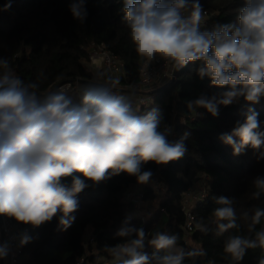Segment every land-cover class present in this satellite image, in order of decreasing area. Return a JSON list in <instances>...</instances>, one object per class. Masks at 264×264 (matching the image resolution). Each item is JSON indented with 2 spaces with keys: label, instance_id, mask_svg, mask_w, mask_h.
Instances as JSON below:
<instances>
[{
  "label": "clouds",
  "instance_id": "obj_1",
  "mask_svg": "<svg viewBox=\"0 0 264 264\" xmlns=\"http://www.w3.org/2000/svg\"><path fill=\"white\" fill-rule=\"evenodd\" d=\"M122 21L137 55L148 62L160 58L181 69L199 61L198 76L220 89L211 96L201 94L187 103L189 112L205 109L219 115L243 97L256 104L264 99V0H244L236 20L202 30L203 9L198 0H122ZM11 7V0L3 10ZM69 10L83 23L85 0H71ZM36 82L25 83L15 76L6 57H0V217L33 228L59 215V228L66 231L75 220L77 194L89 185L125 173L140 184L150 182L153 173L142 171L151 162L167 165L187 152L189 133L169 141L172 129L164 126L161 112L152 108L138 114L130 98L114 91L109 77L103 83L81 86L79 98L64 88L39 94ZM243 122L219 137L241 155L247 148L257 150L264 160V129L259 113L249 108ZM79 173L80 175H74ZM83 177V179L81 178ZM71 177L70 185L63 182ZM252 197L264 195V175L251 179ZM212 211L216 236L228 235L224 253L233 261L243 260L249 249L262 250L258 264H264V208L242 213L248 235L231 234L241 228L234 208L235 198L215 196ZM126 218L116 236L120 243L105 246L112 264H184L198 254L178 245V234L156 231L149 236L143 228L129 226ZM196 229L209 228L197 222ZM31 242L20 236V246ZM154 251L144 252L145 243ZM10 245L0 243V259L8 256Z\"/></svg>",
  "mask_w": 264,
  "mask_h": 264
},
{
  "label": "trees",
  "instance_id": "obj_2",
  "mask_svg": "<svg viewBox=\"0 0 264 264\" xmlns=\"http://www.w3.org/2000/svg\"><path fill=\"white\" fill-rule=\"evenodd\" d=\"M7 2L0 0V57L8 58L13 74L25 83H38L39 94H46L60 82L94 80V73L85 65L93 43L103 45L123 64L118 76L102 73L100 81L110 77L114 84L126 85L141 79L147 60L137 55L129 29L122 21V0H85L87 17L83 23L73 18L69 10L71 0H11V7L3 10ZM198 2L203 10L212 11L217 24H225L236 20L244 0ZM199 66L197 61L177 69L175 76L149 87L156 89L150 94L115 91L144 96L147 101H136L133 107L138 114L158 109L164 118L162 130L165 125L172 129L169 141L189 133L184 141L187 152L181 159L167 165L151 162L143 165L142 171L153 173L152 181L143 187L147 201L145 219L124 194L125 189L137 182L136 177L121 173L97 184L85 181L89 186L77 194L79 207L71 214L75 220L66 231L59 228V213L36 228L15 221L22 234L31 237V242L21 246L19 264H76L85 252L90 253L89 263H94L97 257L111 258L105 246L122 242L115 234L126 218H130L129 226L143 228L149 236L156 231L178 234V245L185 251L203 253L187 257L184 264H258L262 255L259 247L249 249L240 262L224 253L223 241L228 233L215 235L211 214L218 207L215 196L235 198L241 228L231 230V234L248 235L242 213L254 207L264 208V195L259 199L252 197L251 179L264 175V160L257 159L259 152L247 148L243 154L233 155L232 147L219 139L221 134L230 133L237 121L243 122L249 108L259 113L264 129V99L250 104L241 97L230 106H221L216 117L203 108L195 114L189 112V101L201 94L211 96L220 91L210 86L207 77L198 76ZM63 182L70 185L72 178H64ZM204 186L207 189L204 199L190 206L193 229L188 232L184 199L190 188L196 191ZM197 222L207 225L209 232L196 229ZM262 226L264 218L257 230ZM87 230L95 236L92 242L85 241ZM143 251L150 255L154 249L146 242Z\"/></svg>",
  "mask_w": 264,
  "mask_h": 264
},
{
  "label": "built area",
  "instance_id": "obj_3",
  "mask_svg": "<svg viewBox=\"0 0 264 264\" xmlns=\"http://www.w3.org/2000/svg\"><path fill=\"white\" fill-rule=\"evenodd\" d=\"M203 20H202V30H211L212 27L217 24L214 17V14L210 9L203 10ZM90 51V59L89 62L91 66H98V68L105 67L107 73L112 76H118L122 71L123 64L122 62L107 48H105L101 44L93 43L89 47ZM100 60V65L96 62ZM170 61H164L163 59L157 58L152 62H146L143 67L142 77L136 83H130L126 85H117L114 86L126 89H142V86L146 85L151 87L156 83L164 80L169 79L173 76V69H169L171 66ZM174 67V65H173ZM99 80V79H95ZM100 81V80H99ZM84 85L80 81H64L57 83L53 86L48 92L55 91L60 88H64L69 95L73 96L75 99L79 98V92L81 86ZM47 92V93H48ZM130 98L133 104L136 101L141 103H145L147 99L144 96H132L126 95ZM153 179V175L151 177L150 182ZM149 182V183H150ZM157 183V180L155 179ZM147 183V184H149ZM147 184H140L138 182L134 183L130 188L125 189L124 194L125 196L133 202L135 211L137 214L145 219V210L147 208V201L144 196L143 187ZM207 194V189L204 186L201 189H197L196 191L190 188L186 194L184 199V207L187 211L188 220L186 221V228L188 232L193 229V216L191 212V204L192 203H199L201 202ZM0 228L4 237V242L7 241L10 245V251L6 258L0 259V264H19V252L21 249L19 240L20 236L22 235V230L18 227L17 223L5 217H0ZM95 236L90 231L87 230L85 233V241L92 242ZM90 253L85 252L82 256H79L76 260V264H112V258L108 257H97L94 263H89L88 257Z\"/></svg>",
  "mask_w": 264,
  "mask_h": 264
},
{
  "label": "water",
  "instance_id": "obj_4",
  "mask_svg": "<svg viewBox=\"0 0 264 264\" xmlns=\"http://www.w3.org/2000/svg\"><path fill=\"white\" fill-rule=\"evenodd\" d=\"M177 69H175V67L173 68V76L176 75ZM81 83L83 84H87V83H103L102 81L99 80H79ZM119 90H123V91H127V92H131V93H146V94H150L152 92H154L156 89H151V90H138V89H126V88H120L117 86H114V91H119ZM4 242V240H3Z\"/></svg>",
  "mask_w": 264,
  "mask_h": 264
},
{
  "label": "rangeland",
  "instance_id": "obj_5",
  "mask_svg": "<svg viewBox=\"0 0 264 264\" xmlns=\"http://www.w3.org/2000/svg\"><path fill=\"white\" fill-rule=\"evenodd\" d=\"M99 65H100V60H98V61H96ZM85 65L87 66V68L90 70V71H92L93 73H94V76H95V79H100V76H101V74L102 73H104V74H109V73H107V70H106V68L105 67H100V68H98V66H91V64H90V62H89V60H87V61H85ZM174 67H173V63H171V66L169 67V69L171 70V69H173ZM142 88H143V90H145V89H147V88H149L148 86H146V85H144V86H142ZM197 185H198V183H197ZM202 187V186H201Z\"/></svg>",
  "mask_w": 264,
  "mask_h": 264
},
{
  "label": "crops",
  "instance_id": "obj_6",
  "mask_svg": "<svg viewBox=\"0 0 264 264\" xmlns=\"http://www.w3.org/2000/svg\"><path fill=\"white\" fill-rule=\"evenodd\" d=\"M150 88H147V89H145V90H149ZM138 90H143V88L142 89H138ZM126 93H131V92H127V91H125ZM132 94H138V93H132ZM3 240H4V237H3V234H2V231H1V228H0V243H3Z\"/></svg>",
  "mask_w": 264,
  "mask_h": 264
}]
</instances>
